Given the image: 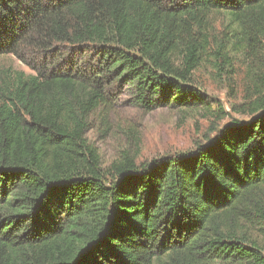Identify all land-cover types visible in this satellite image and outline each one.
Segmentation results:
<instances>
[{
    "label": "trees",
    "instance_id": "16d2710c",
    "mask_svg": "<svg viewBox=\"0 0 264 264\" xmlns=\"http://www.w3.org/2000/svg\"><path fill=\"white\" fill-rule=\"evenodd\" d=\"M0 56L31 71L0 69V264H264V0H0ZM203 61L243 70L244 119L102 167L87 120L122 89L219 118Z\"/></svg>",
    "mask_w": 264,
    "mask_h": 264
},
{
    "label": "rangeland",
    "instance_id": "374dc122",
    "mask_svg": "<svg viewBox=\"0 0 264 264\" xmlns=\"http://www.w3.org/2000/svg\"><path fill=\"white\" fill-rule=\"evenodd\" d=\"M3 68L31 73L11 56H0V69ZM232 72L229 78L224 72L216 71L210 61H203L193 73V88L212 109L221 107L218 119L201 110L180 111L173 105L144 110L135 104L127 88L115 94L109 109L100 108L90 115L85 138L96 151L102 167H109L124 157L139 165L193 151L197 145L205 143L207 136L213 137L214 128L221 129L234 119H244L236 112L242 103L243 70L236 66Z\"/></svg>",
    "mask_w": 264,
    "mask_h": 264
}]
</instances>
